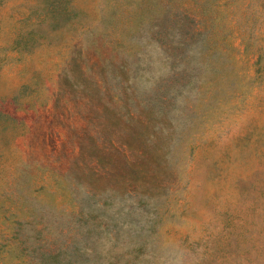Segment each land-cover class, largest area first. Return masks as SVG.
<instances>
[{
	"label": "rangeland",
	"instance_id": "obj_1",
	"mask_svg": "<svg viewBox=\"0 0 264 264\" xmlns=\"http://www.w3.org/2000/svg\"><path fill=\"white\" fill-rule=\"evenodd\" d=\"M0 264H264V0H0Z\"/></svg>",
	"mask_w": 264,
	"mask_h": 264
}]
</instances>
